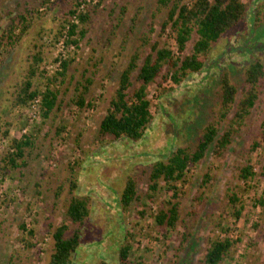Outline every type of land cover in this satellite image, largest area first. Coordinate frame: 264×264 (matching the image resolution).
<instances>
[{"label": "rangeland", "instance_id": "1", "mask_svg": "<svg viewBox=\"0 0 264 264\" xmlns=\"http://www.w3.org/2000/svg\"><path fill=\"white\" fill-rule=\"evenodd\" d=\"M42 1L0 0V35L24 10L42 12L18 45L9 54H0V153L24 134L34 142L27 165L0 178V264L49 263L55 228L70 224L65 233L69 237L78 227L66 215L71 178L90 213L80 227L81 246L70 264L100 260L113 264L127 244L132 256L145 264H202L210 242L225 237L233 243L221 264H264V76L250 113L237 116L246 97V67L256 60L264 66L263 9L260 22L255 20L263 0H243L249 6L246 19L212 45L202 57L201 71L179 85L159 79L148 86L152 119L136 142L102 140L99 124L148 22H155L154 38L169 7L157 12L158 0H84L81 11L101 3L76 47L65 44L66 29L60 27L75 0H50L43 7ZM196 39L193 34L181 56L192 52ZM171 43L175 47L174 40ZM37 53L43 60L34 87L58 92L56 107L47 118L42 117L41 106L16 104ZM70 58L63 78L56 67ZM223 77L237 90L225 118L220 116ZM87 78L93 83L80 108L72 100L81 91L77 84ZM132 81L129 93L139 86L134 77ZM209 123L217 126L218 139L231 128L234 137L218 155L215 141L189 169L184 183L176 182L180 219L172 230L159 226L155 216L165 208L170 193L161 182L154 198L146 197L151 166L168 159L178 147L193 152ZM247 166L253 175L244 180L241 169ZM129 176L137 181L139 197L123 208L120 198ZM233 195L238 202L230 201Z\"/></svg>", "mask_w": 264, "mask_h": 264}, {"label": "trees", "instance_id": "2", "mask_svg": "<svg viewBox=\"0 0 264 264\" xmlns=\"http://www.w3.org/2000/svg\"><path fill=\"white\" fill-rule=\"evenodd\" d=\"M50 0H43L40 5L45 6ZM84 0H75V8L67 12V18L61 24L65 30V44L67 46H78L80 41L87 34V24L91 20V13L95 12L100 6L99 2L86 11L79 10L80 4ZM92 1V0H90ZM90 5V3L85 4ZM169 7L166 19L160 25L159 33L156 37L151 36L155 33V22L152 19L148 22L138 44L136 45L129 61L121 72L115 95L109 102L106 115L99 124V136L103 139L110 137L113 140L126 138L130 141H139L143 138L147 125L152 119L151 103L147 98V88L150 84L158 81L179 85L182 79L201 71L204 67V60L209 54L210 48L224 34L238 26L247 17L249 6L243 0H158L156 11L160 12L163 8ZM264 11V0L256 11L255 20L260 22V14ZM124 14V11L122 12ZM264 13V12H263ZM42 12L39 9L24 10V13L16 15L11 23L2 31L0 35V54L13 49L28 34L35 21L40 18ZM119 18V21L122 19ZM69 17V18H68ZM78 19L76 23L75 18ZM154 17V14H153ZM61 30V31H62ZM62 32H60L61 35ZM193 34L197 39L193 44L192 52L187 56H181L190 42ZM174 40L175 47L171 43ZM177 52V56L175 55ZM32 66L27 79L23 82L17 94L16 104L25 106L33 99L39 97L41 100L42 117L47 118L56 107L58 92L47 87L39 91L34 87L33 79L39 73V65L43 58L40 53L32 56ZM73 59L61 61L59 76L65 77L69 64ZM42 73V72H40ZM264 76V66L256 60L246 67L245 82L247 84L246 97L242 102L241 112L237 114L239 118L248 115L257 101L256 87ZM133 77L139 83L137 89L129 93ZM93 83L91 78L77 84L76 90L81 89L77 98L72 100L80 108L85 105V96L89 92ZM169 85V84H168ZM170 91L169 87L166 89ZM237 90L227 77L222 78V95L220 110L221 118H225L229 113V106L234 104ZM8 132H4V136ZM219 130L214 123H209L194 149L190 152L187 148L178 147L166 160L155 161L149 174V192L146 194L148 199H153L155 193L162 188L161 182L167 184L170 197L166 202L165 208L155 216V222L159 226L167 229H174L180 219V203L178 201L179 191L176 182L182 181L189 169L197 165L206 155L211 145L216 141L215 153L229 145L234 137V130L228 129L218 139ZM31 136L23 135L21 139L14 140L10 149L0 153V178L27 165L26 157L32 154L34 142ZM257 145L254 144V147ZM12 149V150H11ZM72 170V169H71ZM253 175L252 168L247 166L241 169L240 177L247 180ZM207 179V178H206ZM70 187L69 193L72 195L66 209V215L70 223L78 227L71 236H65L69 229L68 223L57 226L52 233L53 252L48 264H70L71 257L81 246V229L85 218L90 210L88 202L76 194L78 184L73 178L68 179ZM137 181L129 176L125 182L121 193V204L127 208L131 203L138 199ZM58 196V193H57ZM232 203L238 202L236 196L230 198ZM262 203V201H260ZM240 211H236L238 217ZM29 235H33L30 230ZM230 238L215 239L210 242L202 264H221L232 246ZM131 245L127 244L120 248L118 259L113 264H145L140 257H133ZM99 264H110L100 260Z\"/></svg>", "mask_w": 264, "mask_h": 264}, {"label": "built area", "instance_id": "3", "mask_svg": "<svg viewBox=\"0 0 264 264\" xmlns=\"http://www.w3.org/2000/svg\"><path fill=\"white\" fill-rule=\"evenodd\" d=\"M75 18V17H74ZM75 21H76V23H78V19H76L75 18ZM64 37H66V36H64ZM63 39H65V38H63ZM66 40V39H65ZM65 40H64V42H65ZM60 44H61V46H63V42L62 41H60ZM71 46H74V45H71ZM61 63V62H60ZM59 63V64H60ZM57 69L58 68H60V67H56ZM40 103H41V100H40V98L39 97H37V98H35V99H33L29 104L33 107V108H36V106H39V108H40ZM39 104V105H38Z\"/></svg>", "mask_w": 264, "mask_h": 264}]
</instances>
